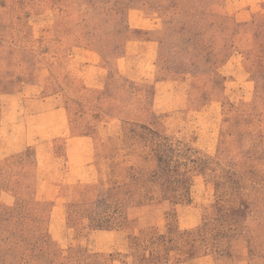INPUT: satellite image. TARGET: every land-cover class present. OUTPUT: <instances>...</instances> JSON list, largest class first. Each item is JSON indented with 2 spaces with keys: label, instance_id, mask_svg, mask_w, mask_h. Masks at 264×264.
Here are the masks:
<instances>
[{
  "label": "rangeland",
  "instance_id": "rangeland-1",
  "mask_svg": "<svg viewBox=\"0 0 264 264\" xmlns=\"http://www.w3.org/2000/svg\"><path fill=\"white\" fill-rule=\"evenodd\" d=\"M0 264H264V0H0Z\"/></svg>",
  "mask_w": 264,
  "mask_h": 264
},
{
  "label": "trees",
  "instance_id": "trees-1",
  "mask_svg": "<svg viewBox=\"0 0 264 264\" xmlns=\"http://www.w3.org/2000/svg\"><path fill=\"white\" fill-rule=\"evenodd\" d=\"M98 225H99V227H101V226H103V225H105L106 228H109V227H110L109 221H107V220L102 221V223H100V224H98Z\"/></svg>",
  "mask_w": 264,
  "mask_h": 264
}]
</instances>
